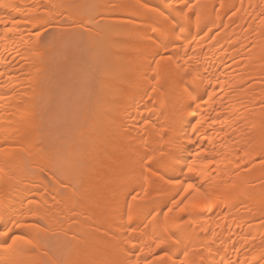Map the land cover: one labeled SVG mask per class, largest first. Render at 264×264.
<instances>
[{
  "label": "bare ground",
  "instance_id": "bare-ground-1",
  "mask_svg": "<svg viewBox=\"0 0 264 264\" xmlns=\"http://www.w3.org/2000/svg\"><path fill=\"white\" fill-rule=\"evenodd\" d=\"M6 2L0 264H264V0Z\"/></svg>",
  "mask_w": 264,
  "mask_h": 264
},
{
  "label": "snow or ice",
  "instance_id": "snow-or-ice-1",
  "mask_svg": "<svg viewBox=\"0 0 264 264\" xmlns=\"http://www.w3.org/2000/svg\"><path fill=\"white\" fill-rule=\"evenodd\" d=\"M19 7H21V5L7 3L6 0H0V8H9V9L15 10V9H17ZM189 10H191V9H189ZM197 18H199V17H197ZM2 22H3V20L0 19V23H2ZM179 32L182 33L183 32V29L182 28L179 29ZM179 38H180V36L178 34L177 35V39H179ZM153 79H156V78L153 77ZM153 91H155V89H153ZM193 131H195V128H193ZM147 159L150 161L151 159H153V157L152 156H149ZM3 170H4L3 167L0 166V172H2ZM194 170H195V168L193 166H189V168H188V171L189 172H192ZM149 171H151V169H149ZM188 189H193V185L189 184L188 185ZM188 189H185L184 191H187ZM195 191H196V195L195 196H192L190 199H188L187 204H194V203L197 202L198 197H203L204 194L201 193V192H199L198 189H196ZM145 196H147V192H145ZM3 205H4V202L2 200H0V206H3ZM185 207H187V205H185ZM185 207L180 208V211L181 212L184 211L185 210ZM129 220H131V215L129 216ZM173 235H175V234H173ZM12 243L15 244L16 243V240L13 239ZM10 247H11V245H9L7 242L0 243V249H8ZM164 255L166 256L167 255V252H165ZM186 255H187V253H185V256ZM180 264H185V262L184 261H180Z\"/></svg>",
  "mask_w": 264,
  "mask_h": 264
},
{
  "label": "rangeland",
  "instance_id": "rangeland-1",
  "mask_svg": "<svg viewBox=\"0 0 264 264\" xmlns=\"http://www.w3.org/2000/svg\"><path fill=\"white\" fill-rule=\"evenodd\" d=\"M82 47H83V48H81V50H82V49L85 50V49H84V46H82ZM85 48H86V47H85ZM83 50H82V51H83Z\"/></svg>",
  "mask_w": 264,
  "mask_h": 264
}]
</instances>
